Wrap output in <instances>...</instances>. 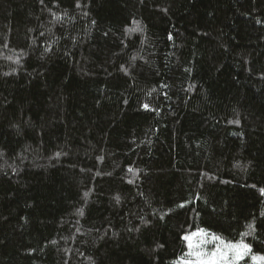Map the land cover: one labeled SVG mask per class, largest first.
Here are the masks:
<instances>
[{
  "label": "trees",
  "instance_id": "1",
  "mask_svg": "<svg viewBox=\"0 0 264 264\" xmlns=\"http://www.w3.org/2000/svg\"><path fill=\"white\" fill-rule=\"evenodd\" d=\"M261 189L264 0H0V264H254Z\"/></svg>",
  "mask_w": 264,
  "mask_h": 264
},
{
  "label": "snow or ice",
  "instance_id": "2",
  "mask_svg": "<svg viewBox=\"0 0 264 264\" xmlns=\"http://www.w3.org/2000/svg\"><path fill=\"white\" fill-rule=\"evenodd\" d=\"M171 38V37H170ZM147 107V105H145ZM264 194V189H261ZM249 231L242 233L243 236L251 235L252 226L248 225ZM183 239L187 242L189 252L182 264H237L244 256L250 254L251 248L243 239L237 242H224L215 234H208L203 229L185 235ZM209 240L217 244L212 251H205ZM187 257H195V260ZM253 261H264V255L253 256Z\"/></svg>",
  "mask_w": 264,
  "mask_h": 264
},
{
  "label": "rangeland",
  "instance_id": "3",
  "mask_svg": "<svg viewBox=\"0 0 264 264\" xmlns=\"http://www.w3.org/2000/svg\"><path fill=\"white\" fill-rule=\"evenodd\" d=\"M196 232V231H195ZM224 241V240H223ZM226 242V241H224ZM217 247V244L216 243H213L211 240H209L208 244L205 246V251H212L214 250V248ZM189 252V249H187V253ZM186 253V254H187ZM186 258V255L185 257L180 261V263L182 264V261H184ZM188 259H191V260H195V257H187ZM254 262V261H253ZM264 264V261H256L254 262V264Z\"/></svg>",
  "mask_w": 264,
  "mask_h": 264
}]
</instances>
